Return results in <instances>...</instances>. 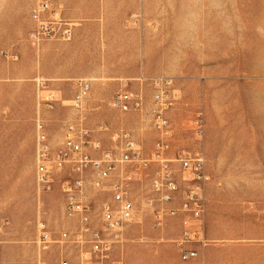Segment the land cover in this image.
Segmentation results:
<instances>
[{
  "label": "rangeland",
  "instance_id": "1",
  "mask_svg": "<svg viewBox=\"0 0 264 264\" xmlns=\"http://www.w3.org/2000/svg\"><path fill=\"white\" fill-rule=\"evenodd\" d=\"M41 2L48 8L39 21L52 31L33 37ZM140 75L173 79L179 98L168 115L176 146L196 145L202 114L210 242L200 264H264V0H0V264H58L75 254L69 244L43 250L39 242L41 224L56 239L77 220L65 215L57 185L43 191L36 184V119L54 147L64 123L82 117L103 146L123 128L147 152L157 138L147 114L151 87L142 86V112L110 104L124 80L138 90ZM79 79L90 88L76 110ZM100 124L107 130L98 131ZM132 196L124 264H177L178 221L155 225L145 204L149 177L133 185ZM86 198L98 225L108 196L88 183Z\"/></svg>",
  "mask_w": 264,
  "mask_h": 264
},
{
  "label": "built area",
  "instance_id": "2",
  "mask_svg": "<svg viewBox=\"0 0 264 264\" xmlns=\"http://www.w3.org/2000/svg\"><path fill=\"white\" fill-rule=\"evenodd\" d=\"M47 8L48 3L41 2L33 10L32 16L39 22L33 37L52 31L39 21L40 13ZM134 80L139 89L129 88V80H124L112 95L110 104L119 112H142L145 102L142 86L146 83L151 87V106L147 114L157 138L147 152L142 143L123 128L110 131V144L103 146L82 117L64 123L61 143L54 147L44 121L39 118L35 121L36 184L43 191H50L57 185L65 197V215L77 220L75 230L61 231L56 239L41 224L39 242L43 250L54 241L75 249L72 258L65 256L58 264H124L123 255L118 254L117 249L123 245L124 230L135 215L133 185L143 183L147 177L151 197L145 204L152 209L155 225L162 226L167 218L180 221V232L174 239L180 258L197 257L210 242L205 222L206 185L210 175L203 148L202 114L198 111L195 116L196 145L176 146L174 127L168 115V110L179 98L173 79L140 75ZM76 84L72 106L79 110L90 84L82 79ZM49 97L52 100L54 95ZM97 129L104 131L107 127L100 124ZM64 171L69 172L68 176H62ZM88 183L108 196L99 205L98 225L94 224L91 205L86 198ZM37 264L46 262L39 259Z\"/></svg>",
  "mask_w": 264,
  "mask_h": 264
},
{
  "label": "crops",
  "instance_id": "3",
  "mask_svg": "<svg viewBox=\"0 0 264 264\" xmlns=\"http://www.w3.org/2000/svg\"><path fill=\"white\" fill-rule=\"evenodd\" d=\"M176 220L178 221L179 232H180V228H181L180 221H179L178 218H176ZM121 249H122V246L117 249V253L118 254H119V252H122ZM175 250H176L177 255H178V262H177V264H200L201 259H203V257H204L206 247L199 253V255L197 257L192 258V259H188V260H182L180 258V255H179L178 250L176 248H175Z\"/></svg>",
  "mask_w": 264,
  "mask_h": 264
}]
</instances>
